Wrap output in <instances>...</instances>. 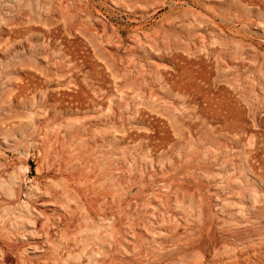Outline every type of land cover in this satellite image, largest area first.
I'll return each instance as SVG.
<instances>
[{
	"label": "rangeland",
	"instance_id": "obj_1",
	"mask_svg": "<svg viewBox=\"0 0 264 264\" xmlns=\"http://www.w3.org/2000/svg\"><path fill=\"white\" fill-rule=\"evenodd\" d=\"M15 263L264 264V0H0Z\"/></svg>",
	"mask_w": 264,
	"mask_h": 264
},
{
	"label": "bare ground",
	"instance_id": "obj_2",
	"mask_svg": "<svg viewBox=\"0 0 264 264\" xmlns=\"http://www.w3.org/2000/svg\"><path fill=\"white\" fill-rule=\"evenodd\" d=\"M31 245H32V243H31ZM35 245V244H34ZM37 246H39V245H37ZM29 248H30V245L28 246ZM32 248V247H31ZM36 248V247H35ZM33 249V248H32ZM35 252V251H34ZM9 258V257H8ZM8 258H5V259H7L8 260ZM14 259V258H13ZM239 259V258H238ZM9 262V261H8ZM16 264V263H15Z\"/></svg>",
	"mask_w": 264,
	"mask_h": 264
}]
</instances>
